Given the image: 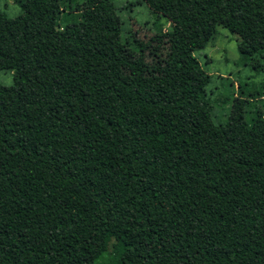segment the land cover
I'll use <instances>...</instances> for the list:
<instances>
[{
	"label": "trees",
	"instance_id": "trees-1",
	"mask_svg": "<svg viewBox=\"0 0 264 264\" xmlns=\"http://www.w3.org/2000/svg\"><path fill=\"white\" fill-rule=\"evenodd\" d=\"M13 1L17 16L0 10V72L12 76L0 108V264H264L260 94L242 98L239 86L216 123L195 56L220 27L252 61L264 0H141L169 27L116 54L104 17L51 39L37 7L71 12L81 0Z\"/></svg>",
	"mask_w": 264,
	"mask_h": 264
},
{
	"label": "rangeland",
	"instance_id": "rangeland-1",
	"mask_svg": "<svg viewBox=\"0 0 264 264\" xmlns=\"http://www.w3.org/2000/svg\"><path fill=\"white\" fill-rule=\"evenodd\" d=\"M26 5L34 4L33 0H26ZM106 11L98 5L97 0H81L71 12L50 11L48 4H42L37 10L51 19L50 37L60 39L61 33L68 28V35L76 36L80 29L93 32L97 22L104 17L109 23L106 42L112 53L123 49L126 39L131 37L141 41H148L155 34V26L163 29L169 27L168 21L157 14H152L141 0H109ZM104 8V6L102 5ZM0 10L13 18L20 13L19 6L13 0H0ZM84 25V26H83ZM156 43H152L155 47ZM238 37L226 29L217 28L215 38L205 49L195 53L203 69L211 75V84L207 91L212 101L213 116L216 123H223L227 118L233 98L241 86L240 95L248 97L251 93H258L256 106L264 109V51L253 57L252 61H242L237 51ZM162 47V48H161ZM154 53H144L147 63L151 64L164 57L165 46L161 45ZM30 57L24 59L28 63ZM8 63V62H7ZM253 64L257 68L253 67ZM148 76L144 84L153 83ZM12 76L7 70L0 72V108L11 106ZM255 99V98H254Z\"/></svg>",
	"mask_w": 264,
	"mask_h": 264
}]
</instances>
